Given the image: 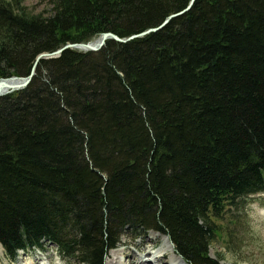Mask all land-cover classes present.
Listing matches in <instances>:
<instances>
[{
    "label": "trees",
    "instance_id": "obj_1",
    "mask_svg": "<svg viewBox=\"0 0 264 264\" xmlns=\"http://www.w3.org/2000/svg\"><path fill=\"white\" fill-rule=\"evenodd\" d=\"M0 0V78L102 32L156 27L190 0ZM264 193V0H195L162 28L40 59L0 96V245L104 264L155 231L187 264L238 199ZM1 264V263H0Z\"/></svg>",
    "mask_w": 264,
    "mask_h": 264
},
{
    "label": "rangeland",
    "instance_id": "obj_2",
    "mask_svg": "<svg viewBox=\"0 0 264 264\" xmlns=\"http://www.w3.org/2000/svg\"><path fill=\"white\" fill-rule=\"evenodd\" d=\"M22 3L34 13H45L49 8L45 0H23ZM216 223L219 226L217 237L209 249L212 257H218L223 264H264V193L238 199L236 207L231 208ZM135 236H131L129 231L122 235L118 248L109 251L104 264H128L130 260L121 255L123 250L131 253L134 259L145 254L153 257L163 249L165 255H172L160 233L150 231L145 235ZM30 258L35 261L40 258L46 264L48 262L45 259H51L52 264H82L77 259L63 256L54 244L46 241L41 250H19L12 261L4 257V249L0 245L1 264H26ZM41 261L39 264H42Z\"/></svg>",
    "mask_w": 264,
    "mask_h": 264
},
{
    "label": "water",
    "instance_id": "obj_3",
    "mask_svg": "<svg viewBox=\"0 0 264 264\" xmlns=\"http://www.w3.org/2000/svg\"><path fill=\"white\" fill-rule=\"evenodd\" d=\"M194 1L195 0H190L185 8H183L182 10H180L176 13L170 14L158 26L148 28V29L141 31L139 33L131 34L127 37H119L115 33L107 31V32H102L97 38L90 40V41H87V42L66 43L63 46L57 48L56 50H54L52 52L39 53L35 57L34 62L32 64V67L30 69V72L26 76H22V77L11 76V77H7V78H0V96L24 88L30 82L32 76L34 75L35 67H36V65L40 59L58 56L64 49H67V48H76V49L83 50V51H96V50L100 49L104 45L105 41L108 39H114V40L119 41V42H126V41L133 39V38L143 36L147 33H150V32H153V31H156V30L162 28L172 18H174L178 15H181L182 13H184L185 11L190 9V7L194 3Z\"/></svg>",
    "mask_w": 264,
    "mask_h": 264
},
{
    "label": "bare ground",
    "instance_id": "obj_4",
    "mask_svg": "<svg viewBox=\"0 0 264 264\" xmlns=\"http://www.w3.org/2000/svg\"><path fill=\"white\" fill-rule=\"evenodd\" d=\"M164 238L166 240L167 246L169 245V250L172 253L171 256L165 255L164 249L153 257L150 254H145V255H140V257H138L137 259H134V257L130 255L131 253L129 254L124 250L121 251V255L123 257L128 258V260H130L128 264H187V262L181 256L175 253L174 248L170 244L171 242L167 240L165 236ZM48 263L50 264L51 262L48 261ZM26 264H39V261L37 262L35 261L34 258H30V260Z\"/></svg>",
    "mask_w": 264,
    "mask_h": 264
}]
</instances>
